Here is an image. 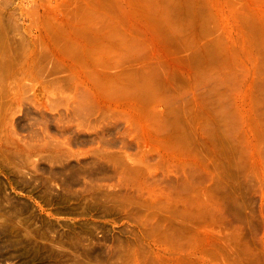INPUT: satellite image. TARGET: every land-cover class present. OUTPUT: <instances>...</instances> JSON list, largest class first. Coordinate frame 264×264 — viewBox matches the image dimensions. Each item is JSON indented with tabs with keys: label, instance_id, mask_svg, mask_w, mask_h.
I'll return each mask as SVG.
<instances>
[{
	"label": "rangeland",
	"instance_id": "1",
	"mask_svg": "<svg viewBox=\"0 0 264 264\" xmlns=\"http://www.w3.org/2000/svg\"><path fill=\"white\" fill-rule=\"evenodd\" d=\"M0 5V264H264V0Z\"/></svg>",
	"mask_w": 264,
	"mask_h": 264
},
{
	"label": "bare ground",
	"instance_id": "2",
	"mask_svg": "<svg viewBox=\"0 0 264 264\" xmlns=\"http://www.w3.org/2000/svg\"><path fill=\"white\" fill-rule=\"evenodd\" d=\"M0 6H1V5H0ZM2 10H3V9H2ZM3 13H4V12H3ZM2 17H4V16H2ZM1 20H2V19H1ZM3 21H4V20H3ZM3 30H4V29H3ZM6 30H7V29H6ZM8 44H9V42H8ZM60 159H62V158H60ZM16 167H17V166H16ZM65 169H66V167H65ZM20 172H21V171H20ZM98 172H99V171H98ZM63 174H64V173H63ZM85 174H86V173H85ZM85 174H84V175H85ZM19 176H20V175H19ZM71 180H73V179H71ZM24 181H25V180H24ZM27 183H28V182H27ZM96 189H98V188H96ZM4 190H6V189H4ZM4 193H5V192H4ZM6 194H7V193H6ZM6 194H5V195H6ZM72 194H73V193H72ZM63 196H64V195H63ZM97 197H98V196H97ZM108 197H109V196H108ZM4 198H5V197H4ZM9 198H10V197H9ZM1 199H2V198H1ZM1 199H0V200H1ZM7 199H8V198H7ZM97 200H98V199H97ZM100 200H101V199H100ZM102 200H103V199H102ZM102 200H101V201H102ZM5 201H6V200H5ZM65 201H66V200H65ZM91 201H92V200H91ZM95 201H96V200H95ZM103 201H105V200H103ZM107 201H108V200H107ZM93 202H94V201H93ZM98 202H99V201H98ZM105 202H106V201H105ZM105 202H104V203H105ZM6 203H7V202H6ZM102 203H103V202H102ZM88 205H89V204H88ZM15 206H16V205H15ZM92 206H93V205H92ZM102 206H103V205H102ZM22 207H23V206H22ZM96 207H97V206H96ZM19 208H20V207H19ZM23 208H24V207H23ZM15 209H16V207H15ZM107 209H108V208H107ZM21 210H23V209H21ZM92 210H93V209H92ZM95 210H96V209H95ZM0 211H1V210H0ZM99 212H100V211H99ZM103 212H104V211H103ZM19 213H20V212H19ZM2 214H3V212H2ZM4 214H5V212H4ZM8 215H9V214H8ZM3 216H4V215H3ZM16 216H17V215H16ZM0 217H1V216H0ZM18 218H19V217H18ZM18 218H17V219H18ZM0 219H1V218H0ZM1 220H2V219H1ZM19 220H20V219H19ZM15 225H16V224H15ZM6 226H7V225H6ZM10 226H11V225H10ZM11 227H12V226H11ZM48 227H49V226H48ZM24 229H25V228H24ZM39 233H40V232H39ZM33 236H34V235H33ZM47 236H48V235H47ZM70 236H71V235H70ZM182 236H183V235H182ZM182 236H181V237H182ZM22 237H23V236H22ZM53 237H54V236H53ZM66 237H67V236H66ZM171 237H172V236H171ZM174 237H175V236H174ZM181 237H180V238H181ZM9 238H10V237H9ZM20 238H21V237H20ZM67 238H68V237H67ZM64 239H65V238H64ZM70 239H71V238H70ZM168 239H169V238H168ZM76 240H77V239H76ZM81 240H82V239H81ZM166 240H167V239H166ZM169 240H170V239H169ZM171 240H172V239H171ZM171 240H170V241H171ZM11 241H12V240H11ZM66 242H67V240H66ZM184 242H185V241H184ZM40 243H41V242H40ZM46 243H47V242H46ZM61 243H62V242H61ZM61 243H60V244H61ZM44 244H45V243H44ZM50 244H51V243H50ZM65 244H66V243H65ZM4 246H5V245H4ZM20 246H21V245H20ZM75 246H76V245H75ZM93 248H94V247H93ZM88 249H89V248H88ZM46 251H47V250H46ZM50 251H51V250H50ZM63 252H64V251H63ZM65 252H66V251H65ZM67 254H69V253H67ZM63 255H64V254H63ZM107 256H109V255H107ZM72 257H73V256H72ZM74 257H76V256H74ZM93 257H94V256H93ZM93 257H92V258H93ZM109 257H110V256H109ZM77 259H78V258H77ZM82 259H83V258H82ZM56 261H57V260H56ZM60 261H61V260H60ZM92 261H93V260H92ZM78 262H79V261H78ZM85 262H86V261H85ZM95 262H96V261H95ZM97 262H98V261H97ZM61 263H62V262H61ZM87 263H88V261H87ZM104 263H105V262H104ZM95 264H96V263H95ZM98 264H99V263H98Z\"/></svg>",
	"mask_w": 264,
	"mask_h": 264
}]
</instances>
